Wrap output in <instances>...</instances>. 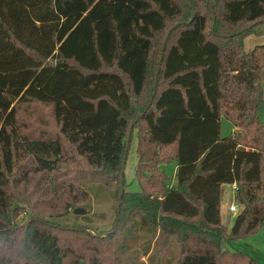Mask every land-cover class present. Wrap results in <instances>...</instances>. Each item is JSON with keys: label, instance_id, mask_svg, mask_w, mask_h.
I'll return each mask as SVG.
<instances>
[{"label": "trees", "instance_id": "16d2710c", "mask_svg": "<svg viewBox=\"0 0 264 264\" xmlns=\"http://www.w3.org/2000/svg\"><path fill=\"white\" fill-rule=\"evenodd\" d=\"M249 34L264 35V0H0V264H120L139 238L147 264H262L228 247L264 222V44L247 51ZM135 131L140 189L123 174L120 197ZM95 183L114 188L110 231L54 220L90 222L73 210Z\"/></svg>", "mask_w": 264, "mask_h": 264}, {"label": "rangeland", "instance_id": "374dc122", "mask_svg": "<svg viewBox=\"0 0 264 264\" xmlns=\"http://www.w3.org/2000/svg\"><path fill=\"white\" fill-rule=\"evenodd\" d=\"M244 43H245V49L247 51L252 50L255 46L264 44V35L259 36L255 34H249L245 37ZM263 98H264V86H263ZM30 109L31 107L29 108V110L27 109L28 110L27 113L24 114L22 113L23 118L24 120H26V123L28 125V129H30V126L33 127V121L32 119H30ZM259 116L264 120V101L261 103L259 107ZM233 129H234L233 123L229 119L222 117L221 118L222 136L229 135ZM137 165H138V140H137V132L135 131L130 141V148L127 154V161L124 170L126 188L130 191H138L140 189L139 183L135 179V172ZM231 167L233 168V165H231ZM164 168L167 171V173H169L171 178L173 179L174 177L176 178L174 163L167 164L164 166ZM228 168H230L229 164L224 166L225 170H227ZM172 182H174V180H172ZM234 183L235 182L223 184V197L220 205L221 220L223 223H226L229 227L232 226L235 216L238 212V211L232 212L230 210V206L232 204H235L238 210L242 208L241 205H238L237 197H235V193L233 189ZM89 190H90V196L88 200L85 203H82L79 207H83L87 210V215L89 216L90 222L83 220L81 218L76 219L77 217L73 215L72 216L74 218L68 216L67 218L64 219H60V220L54 219V220L61 221V223L64 224H73V223L86 224L91 227L93 232L104 233L110 231L116 215V198L114 196L113 186L95 183L89 188ZM183 206L186 207L185 203L180 202L178 207L183 209ZM28 207L29 210H32L31 205L29 206L25 205V207L22 208L20 212L19 218H17V221L23 226L27 224L26 222L28 221L30 216L29 213H27ZM141 236H145V234L143 233L141 234ZM131 240L134 243V239ZM141 243H142L141 238H139L138 240H136L135 244L131 245V247L126 246L128 249L127 248L124 249L123 253L122 251H119L121 248L118 247L117 253L118 251L119 253L117 258L120 261V264H147L150 259V253L145 254V252L143 251L144 249H141L142 247ZM228 247H231V249L239 250L257 259L260 263L264 264V222L257 230L232 240L228 244ZM110 257L111 259L107 261V264H110L114 259L112 255L108 256V258ZM233 258L234 256L231 255L227 257L225 260L233 259ZM116 262L117 261H115V263Z\"/></svg>", "mask_w": 264, "mask_h": 264}, {"label": "water", "instance_id": "95a60500", "mask_svg": "<svg viewBox=\"0 0 264 264\" xmlns=\"http://www.w3.org/2000/svg\"><path fill=\"white\" fill-rule=\"evenodd\" d=\"M215 14L213 15V19L215 21ZM182 23H185V21H181V22H178L175 24V27H177L179 24H182ZM161 58H163V56H161ZM159 71V69H158ZM129 148H130V136L128 138V142H127V146H126V154L124 156V159H123V164H122V178H121V192H120V197L124 194V178H123V174H124V170H125V164H126V161H127V154H128V151H129ZM53 160L55 159L54 157L52 158ZM119 203H120V200H119ZM73 213L76 214V215H85L87 213V210L83 207H77L73 210Z\"/></svg>", "mask_w": 264, "mask_h": 264}, {"label": "built area", "instance_id": "2783aa9c", "mask_svg": "<svg viewBox=\"0 0 264 264\" xmlns=\"http://www.w3.org/2000/svg\"><path fill=\"white\" fill-rule=\"evenodd\" d=\"M233 189H234V191L236 190V182L233 184ZM230 210H231L232 212H237V211H238V209H237V207H236L235 204H232V205L230 206Z\"/></svg>", "mask_w": 264, "mask_h": 264}, {"label": "crops", "instance_id": "0c3cea01", "mask_svg": "<svg viewBox=\"0 0 264 264\" xmlns=\"http://www.w3.org/2000/svg\"><path fill=\"white\" fill-rule=\"evenodd\" d=\"M175 173H177V165H175ZM173 180H174V182H172V185H173V186H174V185L176 186V185H177V181H178V180H177V175H176V178L174 177Z\"/></svg>", "mask_w": 264, "mask_h": 264}]
</instances>
